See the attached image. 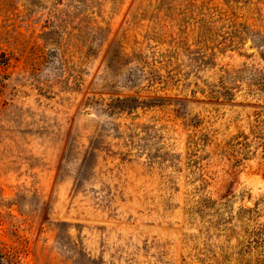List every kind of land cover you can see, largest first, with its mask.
Instances as JSON below:
<instances>
[{"label": "rangeland", "instance_id": "obj_1", "mask_svg": "<svg viewBox=\"0 0 264 264\" xmlns=\"http://www.w3.org/2000/svg\"><path fill=\"white\" fill-rule=\"evenodd\" d=\"M264 264V0H0V264Z\"/></svg>", "mask_w": 264, "mask_h": 264}, {"label": "built area", "instance_id": "obj_2", "mask_svg": "<svg viewBox=\"0 0 264 264\" xmlns=\"http://www.w3.org/2000/svg\"><path fill=\"white\" fill-rule=\"evenodd\" d=\"M12 264H30V262L23 258H17L12 262Z\"/></svg>", "mask_w": 264, "mask_h": 264}]
</instances>
